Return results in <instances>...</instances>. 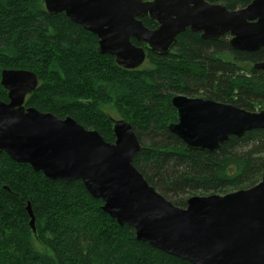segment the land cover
<instances>
[{"label": "trees", "instance_id": "16d2710c", "mask_svg": "<svg viewBox=\"0 0 264 264\" xmlns=\"http://www.w3.org/2000/svg\"><path fill=\"white\" fill-rule=\"evenodd\" d=\"M225 2L231 10L249 0ZM140 20L148 29L157 26L148 17ZM226 39L203 40L186 30L166 56L132 40L145 50L146 61L126 70L97 52L91 33L63 13L49 15L44 0H0V80L2 70L34 72L38 86L25 107L71 117L107 143L114 142L113 124L102 106H111L132 125L142 146L134 168L167 201L184 208L192 196L251 188L264 173V130L231 136L213 152L188 150L168 130L177 122L175 95L248 112L264 105V70L251 66L264 49L231 51ZM227 53L233 61L217 57ZM0 101L7 102L1 85ZM102 205L81 181L48 180L0 153V264H191L138 241L133 229L118 225Z\"/></svg>", "mask_w": 264, "mask_h": 264}, {"label": "water", "instance_id": "95a60500", "mask_svg": "<svg viewBox=\"0 0 264 264\" xmlns=\"http://www.w3.org/2000/svg\"><path fill=\"white\" fill-rule=\"evenodd\" d=\"M44 8L52 16L63 13L95 36L97 52L126 70L146 61L145 50L132 40L166 56L186 29L208 41L227 35L233 51L264 48V0H252L240 10L207 0H44ZM143 17L157 27L146 28ZM254 68L264 70V61ZM0 85L7 92V102L0 101V153L13 162L29 165L48 180L81 181L118 225L131 227L138 241L170 256L191 264H264V173L251 188L192 196L178 208L134 168L142 146L130 123L111 119L114 142L107 143L71 117L25 107L38 86L34 72L2 70ZM171 105L177 122L168 130L188 150L213 152L231 136L264 130V109L248 112L184 95L173 96ZM25 211L35 233L29 202Z\"/></svg>", "mask_w": 264, "mask_h": 264}, {"label": "flooded vegetation", "instance_id": "af4514ba", "mask_svg": "<svg viewBox=\"0 0 264 264\" xmlns=\"http://www.w3.org/2000/svg\"><path fill=\"white\" fill-rule=\"evenodd\" d=\"M208 2H210V3H216V4H220V5H223V6H225L226 8H227V3L225 2L226 0H219V1H213V0H207ZM229 1V0H228ZM251 1L252 0H249V3L248 4H246V5H242L241 6V4H239V5H237L234 9H231V10H240V9H243V8H245L246 6H248L250 3H251ZM228 9V8H227ZM228 10H230V9H228ZM157 27V26H156ZM186 30H189V29H186ZM185 30V31H186ZM191 32V31H190ZM227 39H229V37L227 36ZM229 46V45H228ZM230 48V47H229ZM231 49V48H230ZM261 49V48H260ZM264 49V48H263ZM173 51V50H172ZM231 51H233L232 49H231ZM258 51V50H257ZM256 52V51H255ZM232 53V52H231ZM249 53H252V52H249ZM264 61V56H263V58L260 60V61H257V62H255V63H251V66H252V69H255L254 68V66L256 65V64H259V63H261V62H263ZM260 70H262V69H260ZM223 104V103H222ZM230 105H232V104H230ZM262 109H264V105H262V106H260V109H256V112H258V111H260V110H262Z\"/></svg>", "mask_w": 264, "mask_h": 264}, {"label": "rangeland", "instance_id": "374dc122", "mask_svg": "<svg viewBox=\"0 0 264 264\" xmlns=\"http://www.w3.org/2000/svg\"><path fill=\"white\" fill-rule=\"evenodd\" d=\"M226 40H228V39H226ZM173 52V51H172ZM223 54V53H222ZM220 55V56H217V57H219V58H221V59H223V60H231V61H233V59H232V57L227 53V54H224V55ZM145 63V62H144ZM143 63V64H144ZM249 65H246V66H244V67H248ZM149 67V66H148ZM251 68V67H250ZM102 109L105 111V113L112 119V120H119V119H122L121 117H119V115L116 113V112H114V110H113V108L111 107V106H107V105H104V106H102ZM122 120H124V119H122ZM185 208V207H184ZM37 249H40L39 247H37Z\"/></svg>", "mask_w": 264, "mask_h": 264}]
</instances>
